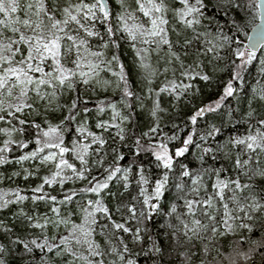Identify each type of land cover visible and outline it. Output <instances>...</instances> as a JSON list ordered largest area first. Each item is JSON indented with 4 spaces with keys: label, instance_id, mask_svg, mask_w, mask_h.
<instances>
[{
    "label": "snow or ice",
    "instance_id": "6c2138e0",
    "mask_svg": "<svg viewBox=\"0 0 264 264\" xmlns=\"http://www.w3.org/2000/svg\"><path fill=\"white\" fill-rule=\"evenodd\" d=\"M0 264H264V0H0Z\"/></svg>",
    "mask_w": 264,
    "mask_h": 264
},
{
    "label": "water",
    "instance_id": "95a60500",
    "mask_svg": "<svg viewBox=\"0 0 264 264\" xmlns=\"http://www.w3.org/2000/svg\"><path fill=\"white\" fill-rule=\"evenodd\" d=\"M254 23H258V20H256ZM252 35V25L250 26V28L247 31V35L245 37V42H247L248 36Z\"/></svg>",
    "mask_w": 264,
    "mask_h": 264
},
{
    "label": "trees",
    "instance_id": "16d2710c",
    "mask_svg": "<svg viewBox=\"0 0 264 264\" xmlns=\"http://www.w3.org/2000/svg\"><path fill=\"white\" fill-rule=\"evenodd\" d=\"M254 22H255V21H253V23H254ZM250 26H251V24H249V28H250ZM249 28H248V29H249ZM246 35H247V32H246L245 35L242 37V39L245 40Z\"/></svg>",
    "mask_w": 264,
    "mask_h": 264
}]
</instances>
